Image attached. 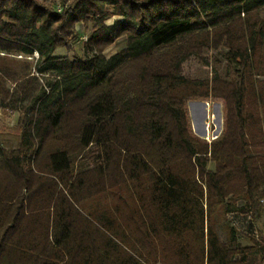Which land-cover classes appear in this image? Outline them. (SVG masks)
<instances>
[{"label": "trees", "instance_id": "1", "mask_svg": "<svg viewBox=\"0 0 264 264\" xmlns=\"http://www.w3.org/2000/svg\"><path fill=\"white\" fill-rule=\"evenodd\" d=\"M79 23L93 25L83 55H57ZM206 48L226 77H184L181 64ZM209 97L223 102V127L208 142L185 103ZM24 101L17 146L0 147V264H77L61 239L74 217L105 232L73 191L87 177L149 191V204L124 196L114 218L145 237L135 255L134 241L118 242L135 264H264V235L227 218L264 214V0H0V109ZM90 145L99 162L74 174L72 155Z\"/></svg>", "mask_w": 264, "mask_h": 264}, {"label": "crops", "instance_id": "2", "mask_svg": "<svg viewBox=\"0 0 264 264\" xmlns=\"http://www.w3.org/2000/svg\"><path fill=\"white\" fill-rule=\"evenodd\" d=\"M110 56V55H109ZM89 175H93L92 173ZM92 177V176H91ZM70 182V181H69ZM68 182V185H69ZM116 181L112 186L103 188L96 184L94 179H85L83 186L73 188L79 196L78 206L83 214L91 218L93 221L102 225V230L105 232L92 233L87 228V221L79 216L74 217L75 231L62 235V240L65 242L66 248L70 251V258L77 264H135V262L127 255L126 246L118 243L120 240L134 241L132 253L138 250L140 252V244L137 241L145 239L142 234L125 235L119 231L115 221L119 215L116 208L121 209L123 197L132 194L135 200L141 196L145 204H149V191L143 185H123ZM61 187V185H59ZM67 188V186L65 187ZM66 192V190L64 189ZM100 191V192H98ZM140 206V203L136 201ZM228 220L233 226L241 231L250 235L256 236L257 232L264 235V214L257 220L256 223L252 222L249 214L240 212H230L227 214ZM73 219V218H72ZM70 219L69 221H71ZM222 225L217 220L216 227L219 233V227ZM223 228V227H222ZM109 230V233L106 231ZM89 231V232H87ZM110 231L112 233H110ZM58 237V234H55ZM220 238L222 239L220 233ZM51 239V236H50ZM226 239V234H225ZM224 239V240H225ZM246 243V242H244ZM129 254V253H128Z\"/></svg>", "mask_w": 264, "mask_h": 264}, {"label": "rangeland", "instance_id": "3", "mask_svg": "<svg viewBox=\"0 0 264 264\" xmlns=\"http://www.w3.org/2000/svg\"><path fill=\"white\" fill-rule=\"evenodd\" d=\"M57 5H61L56 2ZM61 7V6H60ZM116 16L105 20L106 24H111ZM78 36L73 38V49L67 50L64 47L56 50L57 55H64L70 58L81 56L84 53V42L87 40L92 31V24L83 26L77 24ZM125 46V38H117L111 45L103 50L106 56H109ZM35 56V53L33 54ZM16 58L21 61H32L31 57L17 55ZM217 73L222 77H226V64L218 50L204 49L199 56H190L189 59L181 64V74L186 78L205 79L210 78L212 74ZM46 77L39 76L38 84L46 82ZM7 86H12L11 82H7ZM26 101L19 105L18 110L0 109V147L15 148L19 141L20 129L18 120L23 114V109L26 106ZM186 108L190 127L192 132L206 141L214 140L220 133L223 127V102L218 98L206 99H187ZM97 146L90 145L88 148L81 150L72 155L73 173L80 172L99 162ZM214 163L208 164L209 168H213ZM223 222L221 219L219 223ZM219 233L222 239H225L223 228L219 227ZM244 243V242H243Z\"/></svg>", "mask_w": 264, "mask_h": 264}, {"label": "built area", "instance_id": "4", "mask_svg": "<svg viewBox=\"0 0 264 264\" xmlns=\"http://www.w3.org/2000/svg\"><path fill=\"white\" fill-rule=\"evenodd\" d=\"M60 9H61V7L59 5H57V10H60Z\"/></svg>", "mask_w": 264, "mask_h": 264}]
</instances>
